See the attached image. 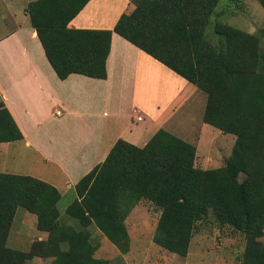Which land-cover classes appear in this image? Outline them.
I'll return each mask as SVG.
<instances>
[{
	"label": "trees",
	"instance_id": "1",
	"mask_svg": "<svg viewBox=\"0 0 264 264\" xmlns=\"http://www.w3.org/2000/svg\"><path fill=\"white\" fill-rule=\"evenodd\" d=\"M89 0H34L26 11L45 55L60 79L70 73L106 77L112 32L121 35L207 94L203 121L237 133L225 164L194 165L195 145L159 128L141 147L119 138L106 158L75 184L77 198L59 220L60 194L29 175L0 172V264H25L34 256L50 264H107L87 227L94 225L121 253L129 250L125 218L141 199L159 211L152 240L186 256L195 223L213 214L246 239L242 264H264V68L259 38L219 21L217 41L206 29L220 0H132L112 29L68 27ZM264 6V0H259ZM235 128V129H234ZM22 138L0 102V142ZM17 207L32 212L48 233L27 252L7 246ZM65 244V248L61 244Z\"/></svg>",
	"mask_w": 264,
	"mask_h": 264
},
{
	"label": "crops",
	"instance_id": "2",
	"mask_svg": "<svg viewBox=\"0 0 264 264\" xmlns=\"http://www.w3.org/2000/svg\"><path fill=\"white\" fill-rule=\"evenodd\" d=\"M31 1L0 0V102L22 133L21 139L0 142V172L54 186L57 207L66 200L60 222L79 230L65 212L77 198L75 184L119 138L141 147L162 128L194 142V134H215V127L203 121L204 91L116 32L105 78L70 73L60 79L31 25L26 11ZM133 8L130 0H89L68 27L112 29ZM18 208L6 244L29 250L48 233L36 227V217L16 215Z\"/></svg>",
	"mask_w": 264,
	"mask_h": 264
},
{
	"label": "rangeland",
	"instance_id": "3",
	"mask_svg": "<svg viewBox=\"0 0 264 264\" xmlns=\"http://www.w3.org/2000/svg\"><path fill=\"white\" fill-rule=\"evenodd\" d=\"M130 1L132 5L135 4L134 1ZM214 13L217 15H212L213 21L206 29L211 42L217 41L214 35L216 21L254 34L259 38L257 48L261 54L259 66L264 68V6L260 1L220 0ZM205 95L207 99V94ZM212 129L215 134L205 130L203 134L197 132L194 138L190 139L194 142L189 143L196 147L194 165L197 167L204 169L220 167L225 164L231 153L237 136L236 130L222 132L217 127ZM65 206L66 200L63 199L58 204L60 213ZM31 213L19 207L16 215L24 214L29 218H35L36 215ZM158 216V209L147 200L141 199L131 206L124 221L129 238V250L126 253H121L94 225L88 226L89 239L96 247L94 257L107 260V264H242L246 245L244 234L231 226L220 225L213 214L195 223L186 256L169 252L153 242L152 235ZM71 220L74 225L79 226L77 220L73 218ZM37 257L40 258L28 259L25 264H50L51 262L50 259Z\"/></svg>",
	"mask_w": 264,
	"mask_h": 264
},
{
	"label": "built area",
	"instance_id": "4",
	"mask_svg": "<svg viewBox=\"0 0 264 264\" xmlns=\"http://www.w3.org/2000/svg\"><path fill=\"white\" fill-rule=\"evenodd\" d=\"M56 113H57V114H60V111H57ZM139 119H140V117H139Z\"/></svg>",
	"mask_w": 264,
	"mask_h": 264
}]
</instances>
